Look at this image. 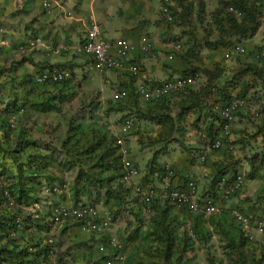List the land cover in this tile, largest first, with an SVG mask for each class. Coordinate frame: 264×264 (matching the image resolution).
<instances>
[{"label":"rangeland","instance_id":"rangeland-1","mask_svg":"<svg viewBox=\"0 0 264 264\" xmlns=\"http://www.w3.org/2000/svg\"><path fill=\"white\" fill-rule=\"evenodd\" d=\"M213 1L214 2L212 4H209L208 6L205 5V13L210 15L212 14V17H217L219 15L218 18L224 19L225 12L221 7V3L219 0ZM245 1L247 2V0ZM199 3L200 0H196L195 5L192 7L191 12L189 13L187 12V7H181L182 14L177 12L175 21L172 24V29L175 31L174 35L177 36L175 38L180 37L184 41V46H186L187 49L185 52H182L179 55V60L184 62V71L193 69L195 67L199 70L208 68L215 69L214 67L218 63H223L224 65H234L233 69L238 70L241 68L242 62L236 63L234 60L236 56L231 57L230 55H226L225 53L227 52L223 48L211 49L207 46V43H213L219 41V39L222 38L224 40H229L232 38L230 34L228 35L227 33H222L220 29L215 27H210L207 31L204 29L205 27L203 26L202 21L196 17V15H198L200 12L197 10ZM250 3L253 4L251 0ZM119 16L121 17L119 20L120 23L122 22L129 24L134 23V21L139 18L138 12H128L126 14L119 13ZM263 18L264 16L258 12L255 15V19L261 21L260 26L254 32V34L248 36L246 39L243 38V41L247 44V49L250 50V53L257 51V47L264 46ZM160 19L161 25L168 30L171 25L169 26L168 24L162 22V18ZM172 35L170 36V40L174 39ZM12 53H14V51ZM15 54H18L20 57H22L18 52ZM9 56L10 55L8 54L5 55L0 53V59L4 60V65L1 64V71L3 75L0 79V86L3 89V95L0 96V107L3 109L5 107L3 106V103L5 104L7 101H11L15 93H18L16 105L17 107L22 106L23 110L21 113L11 112L9 115L11 122L6 121L4 123V126H6V124L12 123L15 127L11 132L10 130L7 131L8 141L10 143L19 141L18 138H16V133H18V127L23 125L27 129V135L39 140L41 145L39 147H26L24 150L22 149V151L13 154V157L17 158V160L8 162L9 164L7 165L5 173L0 174V189L1 184H4L7 189L8 184L13 185L14 183H18L16 189L21 187L22 177H24V175L26 177L32 175V178H38L39 175H42V179L46 180L49 184L57 185L61 181H68V185H70L71 181L79 171L77 170L76 164H78L80 158L87 161L84 165L79 164V167L82 169L90 170L91 174H94L95 176H97L99 172H101L102 175H110L113 170L110 168V166L105 164L104 166L95 168V164H89L92 160H87V158H84L85 152L93 151V148L89 145L88 141L90 140L93 145L94 142L99 140L96 134L94 136V133H99L101 136L106 135V138L107 136L116 137L119 135L117 132L118 126L115 125L119 121V118L115 117L114 114L113 116H109L105 113L107 107L110 108V102H106L104 104L102 109L105 110L100 109V111H96L94 107L102 105V101L99 99V95H96L95 90H93L92 87L94 86L83 84V86L79 87L80 85L78 86L76 84V79H74L75 82H72L71 84L73 86L71 91L72 94H68V96L62 97L55 86H49L48 90L38 88L36 93L31 94V97L27 98V102L33 100L34 102H42L43 105L46 98L52 97L53 95H58L56 96V100L52 101L55 105L54 108H49L47 111H42L39 109V106L37 108L30 107V103L23 102L24 92L22 91V88L18 86L19 84H16V81L21 77L22 73L16 75L19 71H8L12 67V63L16 61L14 58ZM240 57L245 63L246 61L250 60L249 54ZM226 76H232V74L226 73ZM251 77V74H248L242 76L241 78L238 76L237 79L241 80L246 78V80H250ZM9 92H11V94H8ZM108 100H110L109 97L105 101ZM182 101H188V98L174 99L171 102L170 106L172 107V117H174L179 110L177 103H182ZM121 106H113L117 109H120V111L117 112L118 115L124 112L132 113L133 111L137 110L138 107H140V100L129 98L126 103H123ZM148 107L149 106H147V108ZM195 116L196 110L191 109L188 111L185 114V121L181 127L178 128H181L180 130H176V120L174 119V125L170 133H173L171 137H176L178 135V131H182V129L186 126H194L193 120ZM142 120V125H140L138 131H141L140 129L143 128L144 135L148 134V147L150 149V155H152L156 150L162 147L164 140L156 143L150 141H153L154 139L157 140L158 132L162 133V137L167 135V129L154 125L152 122L145 123V120ZM137 139L139 138L133 137V141L135 143H137ZM132 144L133 143H131V145L129 144L131 148L133 146ZM103 146H106V142L102 144L101 147ZM103 149L104 147L100 149L99 153L103 152ZM42 163L45 164V166L40 167L39 164ZM29 164L31 165V168ZM139 164L141 163L139 162ZM141 166L143 165L141 164ZM141 168L143 169V167ZM262 168L263 167H261V169ZM20 169H24L26 171L19 178L20 173L22 172ZM257 185L264 186V180L259 181ZM64 189V195H66L70 189ZM17 195L18 194H15V196ZM38 195L39 193L36 191L34 192V197H22L23 203H18L16 200L17 202L13 204V208L4 202L0 205L1 220L5 219L9 214L3 209H8L10 213L12 212L18 214H21L22 211V216L27 213L28 218L32 220V223H29L27 226L29 232L25 236L21 235L20 237L16 238L18 244L23 243L24 239L27 238V235L31 236V238L33 237V241L40 239L44 235V232L40 233L36 231L35 228L38 227L39 223H42L43 227L45 226V222H41L40 218L44 220V214L48 210L50 203L52 202V198L54 199L55 196H49L50 199L47 203L43 202L45 199H41L39 202L37 200V206H35V198L40 197ZM59 198H62V196H59ZM103 198H105V194L100 191V195L98 194L96 201L98 203H103ZM66 200L69 199L66 198ZM42 208H44V210ZM36 210H39V212ZM149 215L151 216L152 213L148 212V217ZM261 217L262 222L264 223V211ZM147 219L148 218L146 217V220ZM216 220L223 223L224 230L226 231L227 229L229 230L231 223L241 228V225L230 216L228 218H222L221 214L209 215L205 218V223L203 226L204 231L210 232V240L203 243L197 238L193 248L187 253H185L186 251H181V247L183 245V239L181 237V225L177 229L173 239L171 240V243H169L168 240H154L151 236L142 234L143 236L139 235L136 239H134V241L126 244L127 254H130L131 251L133 252L130 256L132 261L131 264H235L234 261L237 260L236 256H231L229 252L227 253L225 248V240L223 236L220 237L221 235H218V232L216 231L219 226L215 228L212 224V222H215ZM125 221L127 222V220ZM186 221L190 220L188 219ZM134 226L135 225L131 224V229H133ZM69 227L71 226L65 227L63 230L65 235L64 239L62 237H56L57 229H52L53 237L55 239H59L56 251L52 256H48L46 261L41 259L37 260L36 263L32 262L31 264H59L61 263L59 262L60 259H63L61 254L69 255L71 252L70 249H68V253L66 252L67 243H75L77 245L81 240L83 241L92 239L89 234L80 232L76 228H74L73 232L66 233V228L68 229ZM231 231L235 232L236 229L231 228ZM6 238L4 239L6 240ZM253 242V246L247 247L244 250V253L248 255L246 262H249V256L254 255L257 257V264H264V256L262 255L264 254L262 247L264 243V231L260 234L257 233L254 235ZM157 243L159 244L157 245ZM138 245H140V247H138ZM164 247L166 248L164 249ZM89 248H91L90 245L88 248L82 247V253L85 255V253H87V249ZM63 251H65V253ZM91 253L96 255V250L91 251Z\"/></svg>","mask_w":264,"mask_h":264},{"label":"trees","instance_id":"trees-1","mask_svg":"<svg viewBox=\"0 0 264 264\" xmlns=\"http://www.w3.org/2000/svg\"><path fill=\"white\" fill-rule=\"evenodd\" d=\"M251 1L253 4L248 3L245 0H231L232 3L240 7L244 12V18L241 21L233 18L227 13L225 14L224 19L218 18L219 15L217 17H213L214 26L218 25L215 26V28L220 29L222 33L224 32L228 35L230 34L232 39L224 40L222 38L219 39V41L207 43L208 47H210L211 49H230L237 42L242 43L243 38L246 39L248 36L254 34V32L261 24V21L255 19V15L258 12L261 13V15L264 13V0ZM197 18L201 20V16L199 14L197 15ZM261 47L262 50H260L255 55L252 53V57H250V60L246 61V63L242 61L239 55H237L234 58L235 62H242V66L238 70L233 69L234 65H224L223 63H218L215 65V69L208 68L199 70L195 67L193 69L183 71V73L185 74L202 71L206 75V80L198 89L191 87L188 88L183 94H180V96H183H181V98L190 99L188 101H182V103H177L179 110L174 117L171 116L172 107L170 106L171 102L168 97H164V99H162L160 102L146 108V111H143V109L138 107L137 110L131 113L133 116H135V119L152 120L155 125H158L159 127L162 126L163 128L167 129V135L162 137V133L158 132L157 140L154 139L153 141H150L154 143L160 142L162 140L165 141L162 147L156 150L151 156L149 160L150 171L157 170V172L159 171V174L161 173V170H159L160 168L156 166L157 157L163 154V151H166V143H169V139L179 140L180 142H183L182 136L184 135V133L182 131L178 133V135L174 137V139L171 137L173 133H170L172 131L174 121L176 120L177 123H183L185 121V114L188 111H190L191 109L197 110V114L193 120V125L195 127H199V124H204L202 128L203 135L205 138H207V143H209L218 138L221 132L219 126L220 120L211 110V106L213 103L226 102L234 97L243 96L251 89L260 88V90H262L264 93V66L260 60V57H258L263 54L264 46ZM21 73V77L16 81V84H19L18 86H20L22 88V91L24 92L23 102L30 103V107L37 108L39 106V109L42 111H47L49 108H54L55 105L52 101L56 100V96L58 95H53L52 97L46 98L44 100L45 102L42 105V102H34L32 99V101L27 102V98L31 97V94L36 93V90L38 88L48 90L49 86H55V88L61 95V93H64L66 91V89L63 88L69 87L68 81L53 85H49L46 83L36 84L32 80L29 72ZM226 73H231L232 76H226ZM248 74H251L252 76L250 80H246V78L241 80L237 79L238 76L241 78L242 76ZM8 94H11V92H9ZM17 97L18 93H15L13 99L7 103L4 108V111L6 113L9 114L15 110H18V108L15 107L18 100ZM128 98L136 99V94L133 90H130ZM123 103H126V101H124ZM123 103H120L119 105L121 106ZM2 121L5 122V119H2ZM194 126L192 127L194 128ZM179 127H181V125H177V128ZM9 130L11 132V128L0 124V174L5 173L7 165L9 164L8 162L17 160V158L13 157L14 153L20 152L26 147H39L41 145V142L39 140L27 135V129L23 125L18 127V133H16V138H18L19 141L10 143L7 138V131ZM182 130H184V128ZM95 134L98 136L99 140L94 142L93 145L90 140L88 141L89 145L93 148V151L85 152L84 158H87V160H92L89 164H95V168H99L100 166H104L106 164L107 166H111L113 170L110 175H102L101 172H99L98 175L95 176L94 174H91L90 170L82 169L81 167H79V164L84 165L87 162L85 159L80 158L78 164H76L77 170L79 171L73 178L69 186L71 197L70 201L72 204L71 206L77 205L85 198L96 201V198L98 194L100 195L101 191L103 194H105V198H103V204L108 208L110 212H112L114 217L119 215L120 212H124V218L126 219L127 217L128 221H133V224L135 226L133 229L129 230L128 236H126L125 239L128 242L134 241V239H136L139 235L143 236L146 234L151 236L154 240H168V242L171 243V240L173 239L180 225L181 237L183 239L181 251H186L185 253H187L189 250H191L197 238L203 243L210 240V232L204 231L203 225L205 223V219L201 217L200 214H195L192 216L184 209L181 213L173 212V207L171 204L167 202L162 203L159 201V199H154V201H152L150 205H146L141 201L139 195L131 194L132 197L128 198L129 190L121 182V173L119 172V169L121 167L120 159L119 156H116L114 153V150H116V147L114 146V138L108 136L106 138V135L101 136L99 133H94V136ZM135 134L138 135L139 144L143 148L149 146V137L146 139L143 137L148 134L144 135L143 131L140 132L137 130L135 131ZM105 142L106 146H103V152L99 153L100 149L103 148L101 147L102 144H104ZM237 143L238 142H235V144ZM221 151L224 158H230L231 160L229 159V161L225 165L216 167L215 173L211 176L210 179L211 184H215L217 178L221 175H224L226 173H234L232 174V176H234L235 174L240 172V168L237 164L241 159H244V157L235 158L237 153H233L232 150H228L226 147L222 148ZM254 155L255 153L252 156ZM240 162H242V160ZM39 166L43 167L45 166V164L42 163L39 164ZM20 170L22 172L20 173L19 178L26 171L24 169ZM251 173V169H249L246 172L245 176L249 177L251 176ZM41 176L42 175H39L38 178H32V175H29L27 177L24 175V177H22L21 187L17 189L16 187L18 183H14L13 185L8 184L10 195H12L15 200L18 201V203H23L22 197H34V192L37 191L39 193L42 182L46 181L41 179ZM5 189L6 188L4 184H1L2 191L0 194V205L4 201L2 192H4ZM15 194L18 195L15 196ZM35 200H40V198L36 197ZM118 206L119 208L117 209ZM3 210H6L9 214L5 219H0V264H31L32 262L36 263L37 260H40V255H42L43 260L46 261L49 256V251L52 250V247L51 245L40 246L42 237L33 241V237L31 238V236L27 235V238H25L24 242L21 244H18L17 239L15 238H6L8 236L6 230L8 227L12 226L11 224H13V217L15 216V214L12 212L10 213L8 209ZM148 211L151 212L152 215H149L148 219L146 220ZM188 219L191 221L190 226L196 238H192L189 234L186 221ZM29 223H32V220L28 217L24 218V225L26 227L29 225ZM212 224L215 228L219 226L216 231L218 232V235H221L220 237L223 236L227 253L229 252L231 256H236L237 260L234 261L235 264L258 263L257 257L254 255L249 256V262H246V258H248V255L244 253V250L246 249L245 245H250L251 242L246 239L248 236L244 234V229L242 227L240 228L237 225L231 223L229 230L227 229L226 231L224 230L223 223H221L220 221H213ZM43 228V224L39 223L38 227L35 228V230L38 232H43ZM231 228L236 229V231L233 233L231 231ZM26 234L27 233L25 232H21L20 236H25ZM4 238H6V240ZM158 244L159 243H157V245ZM33 245L37 247V250H29V247H32ZM138 247H140V245H138ZM165 248L166 247H164V249ZM132 253L133 252L131 251V254ZM262 255L264 256V254Z\"/></svg>","mask_w":264,"mask_h":264},{"label":"crops","instance_id":"crops-1","mask_svg":"<svg viewBox=\"0 0 264 264\" xmlns=\"http://www.w3.org/2000/svg\"><path fill=\"white\" fill-rule=\"evenodd\" d=\"M52 9L46 13L40 7V0H0V20L5 25L3 43H0V53L10 55L16 61L17 71L35 73L48 64H55L69 69L74 74L79 87L88 84L95 90L96 95L102 101L100 109L104 107L105 101L114 90L115 85H125L130 87L131 80L128 77L117 76L111 71L103 73L91 69L88 59L78 54L75 48L82 38L86 23L90 18L96 20L102 30L104 37L108 39L127 38L133 41L151 37L154 45L156 57L132 51V57L141 65V80L160 81L174 75H182L183 63L179 60L177 53L172 59L166 57L169 52L170 36L175 31L172 25L167 30L161 25L158 15L160 0H51ZM209 3L212 1L207 0ZM138 12L139 18L134 23H120L119 13ZM37 35L41 40L37 47L26 52L20 57L15 54V45L26 35ZM5 44V45H3ZM185 49L183 52H185ZM14 51V53H12ZM3 59H0L2 68ZM6 64V63H5ZM4 65V64H3ZM9 65V64H8ZM10 70V69H9ZM2 75V74H1ZM0 75V77H1ZM102 97V98H101ZM190 98H188L189 100ZM264 99V96H262ZM148 105H144V109ZM143 109V111H145ZM119 117L117 112H110L109 116ZM197 114V110H196ZM118 115V116H117ZM182 125L183 123H177ZM263 127V128H262ZM202 123L199 127H184L182 132L183 142L179 140H169L166 143V151L157 157V161L171 163L176 171L173 184L179 187L184 186V180L191 176L197 180L199 194L202 195L210 186V179L216 167L225 165L229 159L224 158L222 151H214L208 148L207 138L202 131ZM178 129V128H177ZM181 129V128H180ZM178 129V130H180ZM181 131H178L180 133ZM174 139V138H173ZM232 139L235 142L237 153L235 158L244 157L237 164L240 172L246 174L251 168V176L246 177L245 185L237 195L221 203L222 218L227 217L231 209L237 208L241 212L251 216H261L264 211V186H258V182L264 180V124L256 125L250 121V116L246 111H240L235 120L234 133ZM132 148H129L130 158L138 164V167L145 170L143 174L145 181L154 178L155 170H147L150 159L148 148H143L133 140ZM188 149H191L190 151ZM206 154L205 163L198 162L193 156V151ZM134 151V152H133ZM255 153L254 156H252ZM228 158V157H227ZM231 160V159H230ZM139 162L141 164H139ZM261 167H263L261 169ZM142 180V179H141ZM144 181V180H143ZM157 183V179L154 181ZM62 196L61 199H65ZM119 206L117 207V209ZM119 221L114 232L124 237L129 228H126L124 213H119ZM147 217V216H146ZM57 228L56 237L65 238L64 229ZM75 227L66 228V233L73 232ZM126 228V229H124ZM55 231V232H56ZM234 233V231H232ZM59 239H56L58 242ZM66 243V242H64ZM96 243L95 240L78 244L87 247ZM131 253L127 254L122 264H131Z\"/></svg>","mask_w":264,"mask_h":264},{"label":"built area","instance_id":"built-area-1","mask_svg":"<svg viewBox=\"0 0 264 264\" xmlns=\"http://www.w3.org/2000/svg\"><path fill=\"white\" fill-rule=\"evenodd\" d=\"M226 11L232 14L235 18H241L243 11L240 7L227 0ZM169 0H164L162 5L163 16L167 21H172L173 16L168 8ZM43 6L48 8L50 3L47 0L43 1ZM0 31L2 27L0 26ZM29 42V45H32ZM169 46L170 53L167 54V58H173L174 53L181 52L183 50V44L181 40L172 41L167 44ZM25 45L20 46L23 48ZM134 49H138L139 52L156 57L154 52V46L150 39L143 38L140 41L134 43L127 39H117L116 41H110L102 36V31L95 21H90L87 25L84 41L79 44L77 51L82 55L88 57L91 60L90 67L98 72H104L106 70L113 71L119 75L131 74L132 76H138L139 66L138 64L130 61V54ZM232 51L243 54L245 48L242 44H235ZM68 73L57 68H46L34 75V81L36 83H59L65 80ZM201 80L199 73L176 75L171 78H167L160 83L148 84L140 82L137 85V93L143 101H159L163 97L171 94L182 92L187 87H195L198 81ZM128 95L127 90L118 89L113 95V99L116 101L124 99ZM241 110H247L252 119L258 123H264V104L258 105L250 100V95L247 94L242 97H235L226 102H216L212 105V111L218 116L220 120L221 134L218 138L214 139L210 148L219 149L224 145V138H226L233 129L237 113ZM132 122L126 120L123 124V130H127L131 127ZM204 157H201L203 160ZM164 174L161 177L159 187L154 185H143L137 183L133 186L132 192L134 195H139L141 201L146 205H150L154 199H160L162 201H168L173 205L176 210L183 208L189 209L195 214H202L204 217L218 213L220 208L215 203L214 199L210 196H205L201 200H197V186L193 179H189L184 188L172 187L170 179L173 176V170L164 165ZM138 175V169L132 161L129 159H122L121 165V181L128 182L132 177ZM244 183V176L240 173L230 176L229 174L221 175L218 178L216 190L219 196V200L227 199L233 194L242 189ZM53 191H57V187H51ZM50 188L45 189L49 192ZM236 219L246 229L248 239L250 241L254 238V231L258 234L264 231V223L261 219H252L250 216L235 210ZM51 224L71 221L79 223L82 230L93 231L103 237V243L100 245V250L106 251L108 259L104 262H96L95 264H120L125 259V252L123 245L119 238L114 235H108V229L113 224L112 215L106 211H100L96 205L90 200H84L75 206L58 204L52 208L49 216ZM15 227L21 228L20 219H16L14 223ZM17 230L11 232V236H15ZM44 244H52L53 239L48 237L44 239Z\"/></svg>","mask_w":264,"mask_h":264},{"label":"clouds","instance_id":"clouds-1","mask_svg":"<svg viewBox=\"0 0 264 264\" xmlns=\"http://www.w3.org/2000/svg\"><path fill=\"white\" fill-rule=\"evenodd\" d=\"M43 1L44 0H40V7H41V9L44 11V12H46V13H48L51 9H52V1L51 0H47L49 3H50V6L48 7V8H46V7H44L43 6ZM210 1H212L211 3H209L207 0H200V3H199V5H198V7H197V10H199L200 12L198 13L200 16H201V20L200 21H202V24H203V26L205 27L204 29H206V30H208L210 27L211 28H213V27H215L214 26V19H213V17H212V14L210 15V14H206L205 13V5H209V4H212L214 1L213 0H210ZM231 1V0H230ZM219 2L221 3V7H222V9L224 10V12H225V14L227 13V14H229L227 11H226V5H227V0H219ZM247 2L248 3H250V0H247ZM163 3H164V0H160V2H159V7H158V15H159V19L160 18H162V22H164V23H166V24H168L169 26L170 25H172L173 23H174V21H175V18H176V15H177V12H179V13H181V7H187V12L189 13V12H191V10H192V7L195 5V3H196V0L194 1V0H190V1H188V0H169V4H168V8H169V10L171 11V14H172V16H173V20L172 21H167L165 18H164V16H163V12H162V5H163ZM215 11H216V9H215ZM214 11V12H215ZM182 14V13H181ZM230 16H232L233 18H235L232 14H229ZM263 16H264V13L262 14ZM196 17H197V15H196ZM244 18V12H243V16L241 17V18H235V19H237V20H239V21H241L242 19ZM197 19V18H196ZM264 19V18H263ZM95 21L97 24H98V26L100 27V29H101V31H102V36H103V38H105V39H107V40H110V41H116L117 39H120V38H117V39H108V38H106V37H104V35H103V30H102V28H101V26H100V24L96 21V20H94V19H92V18H90V20L86 23V25H85V28H84V31H83V35H82V38H81V40L79 41V43L77 44V46H76V48H75V51L78 53V54H80V55H82L80 52H78L77 51V47L79 46V44H81L83 41H84V39H85V34H86V29H87V25H88V23L90 22V21ZM161 20V19H160ZM0 26L2 27V31H0V43H3V40H4V36H1L4 32H5V25H4V23H3V21L2 20H0ZM175 37H177V36H174V39H169V43H171L172 41H176V40H181L182 41V44H183V50L185 49V46H184V41L180 38V37H178V38H175ZM123 39H127V38H124V37H122ZM148 39H150L151 41H152V43H153V40H152V38L151 37H147ZM39 40H41L40 39V37L39 36H37V35H34L33 36V34L32 35H26V36H24V38L23 39H20L19 41H18V44L17 45H15V48H14V50L16 51V52H18L21 56H24L25 54H26V52L27 51H29V50H31V49H35L36 47H37V44H38V41ZM127 40H129V41H131V42H134V43H136V42H138V41H140V40H136V41H133V40H130V39H127ZM29 42H32L33 44L32 45H29ZM236 44H242L243 46H244V48H245V52L243 53V54H238V53H236V52H234V51H232V49H233V47L234 46H232L230 49H226L225 51L227 52V53H225L226 55H230L231 57H233V56H237V55H239V56H244V55H248L249 54V57H252L251 55H252V53H250V50L249 49H247V44L246 43H244V41L242 42V43H236ZM3 45H5V44H3ZM22 45H25L23 48H21L20 46H22ZM235 45V44H234ZM154 46V45H153ZM262 47H257V51H255L253 54L255 55L256 53H258L260 50H262L261 49ZM135 50V49H134ZM138 50V49H137ZM183 50L181 51V52H183ZM139 51V50H138ZM169 52H167L166 53V56H167V54L168 53H170V50H168ZM181 52H176V53H174V55L175 54H177V53H181ZM174 55H173V57H174ZM84 56V55H83ZM86 57V56H85ZM258 57H260V60H261V62H262V64H263V66H264V50H263V54L262 55H260V56H258ZM87 59H88V64H89V66L91 65V60L88 58V57H86ZM172 59V58H171ZM130 61L131 62H134V63H136V64H138V66H139V74H138V76H132L131 74H126L125 73V75H122V77H128V78H130V79H133V80H131V86L130 87H126L125 85H120V84H117V85H115V87H114V90L110 93V96H109V99L110 100H108V102L107 103H109L110 102V108L109 107H107V109L105 110V109H102L101 108V110H105V113L108 115L110 112H118V111H120V109H117V108H115V107H113V106H120L119 104L120 103H123L124 101H127L129 98H128V96H129V92H130V90H133L134 92H135V94H136V99L138 100H140V108L141 109H144V105H148L149 107L151 106V105H154V104H156V103H158V102H160L162 99H164V97L161 99V100H159V101H149V102H147V101H143L140 97H139V95H138V93H137V85H138V83H140V82H145V83H148V84H154V83H160V82H162V81H164V80H160V81H156V82H154V81H150V80H141L140 79V74H141V65L135 60V59H133V57H132V52H131V54H130ZM15 64H16V62H14V63H12V67L10 68V70H8V71H17L18 69L16 68V66H15ZM52 67H54V68H57V69H59V70H63V71H66L67 73H68V76H67V78L65 79V80H63L62 82H65V81H68V85H69V87L68 88H63V89H66V91L64 92V93H61V95H62V97L63 96H68V94H72L71 93V91H72V88H73V86L71 85L72 84V82H75L74 81V74L72 73V71L70 72L69 71V69H66V68H63V67H60V66H58V65H55V64H48L47 66H45V67H43V68H41L40 70H38L37 72H35V73H29L30 74V76H31V78H32V80L34 81V75L36 74V73H38V72H40L41 70H43V69H46V68H52ZM91 68V67H90ZM91 69H93V68H91ZM93 70H95V69H93ZM96 71V70H95ZM106 71H110V70H106ZM106 71H104V72H106ZM96 72H98V71H96ZM111 72H113V71H111ZM21 72L19 71L16 75H18V74H20ZM25 73H27V72H25ZM99 73H103V72H99ZM113 73H115V72H113ZM194 73H199L200 75H201V80H199L198 81V84H197V86H195V87H193V88H196V89H198L203 83H204V81L206 80V75L202 72V71H196V72H194ZM3 75V73H2V71H1V68H0V75ZM187 74H193V73H187ZM2 75H1V77H0V79L2 78ZM115 75H117V76H121V75H119V74H117V73H115ZM182 75H186L185 73H182ZM174 76H176V75H174ZM173 77V76H172ZM169 78H171V77H169ZM167 79V78H166ZM35 82V81H34ZM62 82H59V83H46V84H49V85H53V84H61ZM36 83V82H35ZM36 84H44V83H36ZM188 88H191V87H187V88H185L182 92H179V93H176V94H171V95H168V96H166V97H168V99H170V102H172L174 99H180L181 98V96H180V94H183L184 92H186V90L188 89ZM118 89H125V90H127V93H128V95L124 98V99H122V100H119V101H116V100H114L113 99V95L115 94V92L118 90ZM247 94H249L250 95V100H252V102L253 103H255V104H258V105H263L264 104V99H262V96H264V93H263V91L262 90H260V88L259 89H251L249 92H247L245 95H247ZM3 95V89L1 88V86H0V96H2ZM245 95H243V96H245ZM183 97V96H182ZM240 97H242V96H240ZM10 98V97H9ZM235 98V97H234ZM10 100V99H9ZM7 103H8V101L4 104L3 103V106H6L7 105ZM216 103V102H215ZM214 104V103H213ZM212 104V105H213ZM15 107L16 108H18V110L16 111H13V112H18V113H21L22 112V109H23V107H17V105H15ZM5 108V107H4ZM4 108L2 109L1 107H0V124H3L4 125V123L6 122V121H9V122H11V120L9 119V115H10V113L8 114V113H6L5 111H4ZM95 108V110L96 111H100V108H99V106H95L94 107ZM211 108H212V106H211ZM122 110V109H121ZM126 110V109H125ZM144 110H146V109H144ZM212 110V109H211ZM241 111H246V112H248L247 110H241ZM213 112V111H212ZM240 112V111H239ZM214 113V112H213ZM215 114V113H214ZM248 114H249V112H248ZM216 115V114H215ZM217 116V115H216ZM249 116H250V121L251 122H254L256 125H263L264 123H258V122H255L253 119H252V117H251V115L249 114ZM135 116H133L132 114H131V112L130 113H121L120 115H119V121L115 124L116 126H118V129H117V132L119 133V135L118 136H116V137H113L114 138V146L116 147V150H114L115 151V155L116 156H119V159H120V163H121V165H122V159L123 158H125V159H129L130 161H132L133 163H134V165L137 167V169H138V175L137 176H134V177H132L128 182H124V181H121L123 184H124V186L129 190L128 192V198L129 197H132L131 196V194H133V192H132V189H133V186L135 185V184H137V183H140V184H143V185H154V186H156V187H159V185H160V180H161V177L163 176L162 174H164V172H163V168H164V165H168L172 170H173V176L171 177V179H170V184H171V186L172 187H177V188H184L185 187V184H186V182L189 180V179H193L194 181H195V183H196V186H197V180L195 179V178H193V177H191V176H189V177H187V179L186 180H184V186L183 187H179V186H176V185H174L173 184V178L175 177V175H176V171H175V168H174V166L171 164V163H169V162H166V161H157V165L156 166H158L160 169L159 170H161V173L159 174V171L157 172V170L156 171H154V178L152 179V180H150V181H145V175L143 174V172L145 171L144 169H142V168H139L138 167V164H136L134 161H133V159H131L130 158V154H129V148H131L130 147V141H132L133 140V137H138V135L137 134H135V131L137 130H139V128H140V125H142V119H135L134 118ZM218 117V116H217ZM236 118H237V116H236ZM2 119H5V122L4 121H2ZM126 120H130L131 122H132V125H131V127L129 128V129H127V130H123V124H124V122L126 121ZM142 120V121H141ZM145 120V119H144ZM146 122H152L153 124H154V122L152 121V120H145V123ZM148 124H150V123H148ZM145 125V124H144ZM155 125V124H154ZM204 124L202 123V126H203ZM158 126V125H157ZM219 126H220V124H219ZM234 126H235V123H234ZM234 126H233V129L231 130V132H230V134L226 137V138H224V145L221 147V148H219V149H212V148H210V144H211V142H209L208 144H207V146H208V148L209 149H211V150H214V151H221V149L222 148H224V147H226L228 150H232L233 152L235 151V150H237L236 149V146H235V143H234V140L232 139V137H233V133H234ZM6 127H9V128H11V131H12V129L13 128H15L14 127V125L12 124V123H9V124H6ZM162 127V126H161ZM141 131L140 132H144V129L143 128H141L140 129ZM167 132V131H166ZM114 133V132H113ZM117 133V134H118ZM130 134V135H129ZM220 134H221V132H220ZM145 139L148 137V135H146V136H143ZM146 141V140H145ZM137 144L139 143V141H138V139H137ZM165 142V141H164ZM128 143V144H127ZM126 144V145H125ZM138 145H140V144H138ZM145 148H147V147H145ZM144 148V149H145ZM148 149H149V147H148ZM150 150V149H149ZM189 151L191 150V149H188ZM150 152V151H149ZM194 153H193V156L195 157V159L198 161V162H201V163H205V161H206V154H203V153H200V152H198L197 150H195V151H193ZM236 152V151H235ZM154 154V153H153ZM152 154V155H153ZM152 155H150V158H151V156ZM204 157V159L203 160H201V157ZM150 160V159H149ZM110 168H111V166H110ZM147 170H149V165H148V167H147ZM119 172L121 173V167H120V169H119ZM215 173V172H214ZM213 173V174H214ZM238 173H240V174H242L243 176H244V183H243V186H242V189H243V187H244V185H245V182H246V176H245V173H243V172H238ZM226 174H229L230 176H232V174H234V173H226ZM220 177V176H219ZM218 177V178H219ZM43 177L41 176V179H42ZM218 178H217V180H216V182H215V184H210V186L208 187V189L202 194V195H200L199 193V190H198V186H197V195H196V199L198 200H201L203 197H205V196H210V197H212L213 199H214V201H215V203L216 204H218V206H219V208H220V210H219V212L218 213H213V214H209V215H217V214H221V212H222V206H221V203H223L225 200H227V199H229V198H231L232 196H235V195H237L240 191H242V189L240 190V191H238L237 193H235V194H233L232 196H230V197H228L227 199H224V200H219L218 198H219V196H218V193H217V190H216V185H217V181H218ZM142 179V180H141ZM157 179V183H154L153 182V180L155 181ZM144 180V181H143ZM210 183H211V181H210ZM69 184V182L68 181H61L60 183H58L57 185H54V184H49L47 181H43L42 182V185L40 186V192H39V195L38 196H40L39 198H40V200L42 199H45L43 202H45V203H47L48 202V200L50 199V197L49 196H55L54 197V199L52 198V202L50 203V206H49V208H48V210L45 212V214H44V220L42 219V218H40V220H41V222H45V226H44V228H43V232H44V235H43V237H42V242L40 243L41 245L40 246H43V245H51V247H52V250L51 251H49V256H52L53 255V253L56 251V247H57V245H58V242L56 241V239L53 237V233H52V229H57V228H60V227H64L65 225L68 227V226H73V227H75L78 231H80V232H83V233H85V234H89L90 236H91V238L92 239H87V240H84V242H86V241H88V243L92 240H95L96 239V243H94V244H91L90 245V247L91 248H89V249H87V253H85V255L82 253V250H81V248L83 247V246H80L79 244H75V243H67L66 245H67V247H66V252L68 253V249H70L71 250V252H70V254L68 255V254H61L62 255V260L60 259V264H95L96 262H105L107 259H108V255L106 254V252L107 251H109V250H106V251H101L100 250V245L104 242L103 241V237L101 236V235H99L98 233H96V232H93V231H87V230H82V228L80 227V224L79 223H75V222H71V221H66V222H61V223H56V224H51L50 223V221H49V216H50V214H51V210H52V208L53 207H55L56 205H58V204H65V205H72L71 204V201H70V191L68 192V193H66V195H64L65 193V189L64 188H68L69 189V186L70 185H68ZM46 187L47 188H50L49 189V192H46L45 191V189H46ZM51 187H57L58 188V190L57 191H53L52 190V188ZM6 188V187H5ZM3 190V189H2ZM1 189H0V194H1V191H2ZM3 193V197H4V203H7V204H9L10 206H11V208H13V204H15L17 201L15 200V198L12 196V195H10V192L8 191V189L6 188L5 190H4V192H2ZM59 196H66V198H68L69 200H66V198L63 200V199H61V198H59ZM40 200H38V202L40 201ZM84 200H90V199H84ZM83 200V201H84ZM90 201H92V203L94 204V205H96L97 206V208L100 210V211H106V212H108L109 214H111L112 215V218H113V224H112V226L110 227V229H108V235H114V236H117L118 238H119V240L121 241V243H122V245H123V248H124V252H125V255L127 256V251H126V244H129V242L128 241H126L125 239H126V236H128V233H129V231H128V233L127 234H125V233H123V235H125L124 237H122V236H120L117 232H114V229H115V227H117V225L119 224L118 223V221H119V216L117 215L116 217H114L113 216V214H112V212H110L109 210H108V208L105 206V205H102L103 203H98L97 201H93V200H90ZM159 201L160 202H167V203H169L168 201H162V200H160L159 199ZM80 203V202H79ZM169 204H171V203H169ZM34 205L35 206H37V200L35 201V203H34ZM128 205H129V202H128ZM172 205V204H171ZM172 207H173V205H172ZM43 210H44V208H42ZM185 211H187L188 213H190L192 216L193 215H195V213H193V212H191L189 209H187V208H183ZM183 209H181V210H176L174 207L172 208V211L173 212H177V213H181L182 212V210ZM235 210H237V211H239V212H241L239 209H237V208H234V209H231L230 210V212H229V215H228V217L230 216V217H232L234 220H236L237 221V219H236V215H235V213H234V211ZM37 212H39V210H36ZM149 212V211H148ZM148 212H147V218H148ZM124 213V212H123ZM241 213H243V212H241ZM15 214V216L13 217V224H11L12 226L11 227H8L7 228V234H8V238H12V239H16L17 237H19L20 236V233L21 232H25V233H28L29 232V229L24 225V218H27L28 217V214L27 213H25V215H23L22 216V211H21V214H18V213H14ZM244 214V213H243ZM209 215H207V216H209ZM245 215L246 216H250L252 219H255V218H259V219H261L262 220V217L261 216H251V215H249V214H246L245 213ZM201 217H203L204 219L207 217V216H203L202 214L200 215ZM20 219V222H21V228H17V227H15V225H14V223H15V220L16 219ZM125 220H127V222L125 221ZM124 221H125V223H126V228L127 227H129V225L131 226V224H133V221L131 220H129L128 221V219H127V217H126V219L124 218ZM240 225H241V223L240 222H238ZM189 224V225H188ZM134 225V224H133ZM241 227L244 229V234L246 235V236H248V234H247V231H246V229L241 225ZM126 228H124V229H126ZM131 229V228H130ZM129 229V230H130ZM187 229H188V231H189V234L191 235V237H195L194 235V233H193V231H192V229H191V226H190V221H187ZM14 230H17L16 232V235L15 236H11V232L12 231H14ZM43 232H40V233H43ZM254 233H255V235L257 234L255 231H254ZM48 237H51L52 239H53V243L52 244H44L43 243V241H44V239H46V238H48ZM248 241H250L249 239H248V237L246 238ZM251 242V244L250 245H245V247L247 248V247H251V246H253V244H254V242H253V240L252 241H250ZM262 247H263V250H264V243H263V245H262ZM35 248V249H34ZM84 248V247H83ZM87 248H88V246H87ZM29 250H37V247L36 246H32V247H29ZM95 251L96 250V255H93L92 253H91V251ZM64 253H65V251H63ZM74 253V254H73ZM126 256H125V258H126ZM41 259H43V256L42 255H40V260ZM125 260V259H124ZM77 261V262H76ZM123 263V262H122ZM122 263H120V264H122Z\"/></svg>","mask_w":264,"mask_h":264}]
</instances>
